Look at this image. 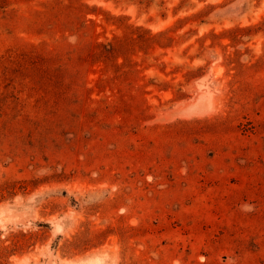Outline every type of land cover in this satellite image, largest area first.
<instances>
[{"label":"rangeland","instance_id":"1","mask_svg":"<svg viewBox=\"0 0 264 264\" xmlns=\"http://www.w3.org/2000/svg\"><path fill=\"white\" fill-rule=\"evenodd\" d=\"M0 264H264V0H0Z\"/></svg>","mask_w":264,"mask_h":264},{"label":"trees","instance_id":"2","mask_svg":"<svg viewBox=\"0 0 264 264\" xmlns=\"http://www.w3.org/2000/svg\"><path fill=\"white\" fill-rule=\"evenodd\" d=\"M119 45L115 43H104L97 42L96 48H93L89 51L88 56L95 59H104V61H109L114 56Z\"/></svg>","mask_w":264,"mask_h":264},{"label":"clouds","instance_id":"3","mask_svg":"<svg viewBox=\"0 0 264 264\" xmlns=\"http://www.w3.org/2000/svg\"><path fill=\"white\" fill-rule=\"evenodd\" d=\"M244 210L251 211V207L250 206H244Z\"/></svg>","mask_w":264,"mask_h":264},{"label":"bare ground","instance_id":"4","mask_svg":"<svg viewBox=\"0 0 264 264\" xmlns=\"http://www.w3.org/2000/svg\"><path fill=\"white\" fill-rule=\"evenodd\" d=\"M105 248V247H104ZM105 250V249H104ZM18 260V259H17ZM24 261V260H23Z\"/></svg>","mask_w":264,"mask_h":264}]
</instances>
